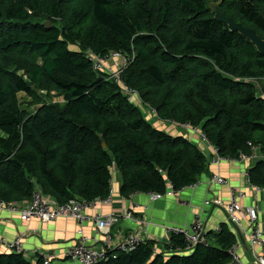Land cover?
Instances as JSON below:
<instances>
[{
	"label": "trees",
	"instance_id": "obj_1",
	"mask_svg": "<svg viewBox=\"0 0 264 264\" xmlns=\"http://www.w3.org/2000/svg\"><path fill=\"white\" fill-rule=\"evenodd\" d=\"M219 1L264 40V0H0V200L29 202L36 190L59 204L107 199L114 169L123 198L197 184L208 157L145 111L197 128L223 157L249 154L248 143L264 151V54L214 19L208 6ZM112 52L129 59L120 81L131 100L87 58ZM36 91L62 102L40 100L30 114L18 94ZM247 174L264 190V160ZM219 229L189 253L171 232L161 252L145 240L97 264H226L236 239L228 225ZM0 264L32 261L0 253Z\"/></svg>",
	"mask_w": 264,
	"mask_h": 264
},
{
	"label": "crops",
	"instance_id": "obj_2",
	"mask_svg": "<svg viewBox=\"0 0 264 264\" xmlns=\"http://www.w3.org/2000/svg\"><path fill=\"white\" fill-rule=\"evenodd\" d=\"M147 120H152V125L165 131L171 136H183L197 143L200 150L208 157L211 153L205 142L199 141L192 132L169 123H162L153 115H147ZM250 163H221L219 166L208 165L207 172L201 176L195 187H186L177 192L176 197L166 196L161 200L152 201L148 194H133L129 198L120 195L121 178L117 170H113L111 182V194L109 203H97L87 211V215H107L115 213L121 215L128 210L134 213L135 218L146 220L147 224L138 230V225L132 221L122 220L111 228V250L114 244L121 241L130 233H141L142 238L157 243L156 250L161 252L162 245L167 244L170 239L171 228L188 227L195 214H199L204 221L207 231H213L221 224H226V211L224 206L229 200V190L225 186L210 183L214 175L225 178L228 183L244 192L245 198L239 200L243 209L254 207L257 212L256 226L264 239V190L246 184L244 169L247 170ZM38 188V187H37ZM37 193H41L36 190ZM42 194V193H41ZM43 195V194H42ZM46 197V196H45ZM49 198V197H48ZM51 199V198H50ZM218 201V203H214ZM206 202L209 205H206ZM29 202H22L19 205L25 207ZM240 231L238 228L230 227L237 240V253L244 264H251L247 248V233L249 223L244 212L240 213ZM228 225V224H226ZM78 225L69 219H57L43 223L37 219L23 222L18 215L10 214L0 210V236L6 241L12 242L16 237H21L24 248L23 256L37 262L39 256L53 255V264H71L64 258L67 248L79 242ZM236 230L238 231L236 233ZM84 236L87 238V246L102 249L104 235L98 232L91 224L82 226ZM191 250L185 251L189 253ZM0 253H10L0 246Z\"/></svg>",
	"mask_w": 264,
	"mask_h": 264
},
{
	"label": "built area",
	"instance_id": "obj_3",
	"mask_svg": "<svg viewBox=\"0 0 264 264\" xmlns=\"http://www.w3.org/2000/svg\"><path fill=\"white\" fill-rule=\"evenodd\" d=\"M87 58L93 61V70L99 73L109 74V78L114 82H118L121 88L128 95V99L131 100L136 96V93L132 90L126 88L124 84L121 83V71L125 68L129 59H126L122 53L112 52L106 57H101L92 53L87 54ZM117 63L118 67L109 68L108 63ZM258 96L264 100V92H260ZM169 124L176 125L175 122H167ZM182 128L195 134L199 141L205 142L210 149L211 153L208 156V165L219 166L221 163H250L256 160H264V151L261 150L259 145H252L248 143L250 147V153L244 154L240 153L238 158L223 157L219 154L218 150L214 148L206 136L199 131L197 128H192L188 125L182 126ZM247 172V171H246ZM245 182L249 184L248 174L244 172ZM210 183L219 186H225L229 190V200L224 206L226 211V224L229 227L238 228L240 231V213L244 212L247 221L249 223V231L247 233V248L249 251V259L251 264H264V239L260 230L256 226L257 212L254 207L248 206L245 209L239 203V200L245 198L244 192L237 190L232 187L228 181L218 175H214L210 178ZM195 185L189 186L193 188ZM150 200H161L166 196L176 197L177 192L174 191L173 186L168 183L164 194L150 193L148 194ZM110 196L107 199H97L92 202L86 200H70L65 204H59L53 199L45 197L41 193H34L29 203L22 207L18 204H9L0 200V210H4L10 214L18 215L19 219L23 222H28L33 219H37L43 223H48L57 219H69L74 221L79 230L77 232L79 237V242L74 246L67 248L64 254V258L67 262L71 264H97L101 261L108 260L110 258H115V252H130L135 249V247L144 242L147 239L142 238L140 232L130 233L126 235L121 241L114 244V249L111 250V237L109 232L112 227L120 223V221H132L138 225V230H140L144 225L147 224L146 220H141L135 218L134 213L130 210L123 212L121 215L111 213L107 215L95 214L87 215V211L93 208L97 203H109ZM218 203V201H214ZM206 205H209L206 202ZM84 224H91L95 229L104 235V245L102 249H95L87 246V238L84 236L82 231V226ZM170 232L182 235L186 251L191 250L196 245H208V231L205 227L204 221L199 214L194 215L192 223L186 228H171L168 229ZM220 229L217 227L213 230L215 235L219 233ZM236 230V233L238 232ZM234 234V233H233ZM215 236H212L214 239ZM236 239V237H235ZM0 246L4 247L10 253H16L23 255L24 248L22 246L21 237H16L12 242L6 241L2 236H0ZM171 246V245H170ZM237 240H235V245L229 250L230 261L226 264H244L238 253H237ZM177 251L179 249H176ZM42 264H53V255H42Z\"/></svg>",
	"mask_w": 264,
	"mask_h": 264
},
{
	"label": "water",
	"instance_id": "obj_4",
	"mask_svg": "<svg viewBox=\"0 0 264 264\" xmlns=\"http://www.w3.org/2000/svg\"><path fill=\"white\" fill-rule=\"evenodd\" d=\"M220 5L221 1L210 3L208 6L212 14L214 15V19L217 22L226 25L229 31L237 32L239 35H241L242 37L247 39L251 44H253L260 54H264V40L257 35L256 31L251 28H246L241 24L236 23L232 18L227 17L224 12H222ZM45 26L49 28L50 23L46 22ZM100 140L102 148L105 149L106 144L102 137L100 138Z\"/></svg>",
	"mask_w": 264,
	"mask_h": 264
},
{
	"label": "rangeland",
	"instance_id": "obj_5",
	"mask_svg": "<svg viewBox=\"0 0 264 264\" xmlns=\"http://www.w3.org/2000/svg\"><path fill=\"white\" fill-rule=\"evenodd\" d=\"M115 66L118 67V64L116 62L107 64V67H109V68H115ZM20 74H22V73H20ZM257 89H259V85H257ZM257 91H258V94L261 92L259 90H257ZM18 99H19L21 108L23 110H26L30 114H33L34 112H36L40 108V106H41V104L39 103L40 100H42L43 102L48 101V100H51L53 102L54 101L62 102L61 97H57L55 95V93L47 95L46 93L42 94L39 91H36V96L35 97L34 96H27L24 93H19L18 94ZM144 114H145L146 117H147L148 114L151 116L152 115V111L151 112L149 111L148 113H146V111H145ZM246 171L247 170L244 169L245 173H247Z\"/></svg>",
	"mask_w": 264,
	"mask_h": 264
}]
</instances>
